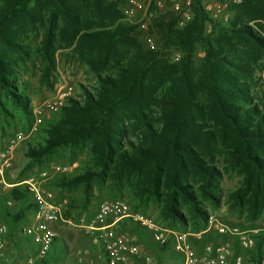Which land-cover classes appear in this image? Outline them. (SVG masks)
<instances>
[{"label": "trees", "instance_id": "obj_1", "mask_svg": "<svg viewBox=\"0 0 264 264\" xmlns=\"http://www.w3.org/2000/svg\"><path fill=\"white\" fill-rule=\"evenodd\" d=\"M121 1L123 6L125 0ZM118 8L119 3L106 0H0V103L5 93L28 110L13 75L14 68L30 58L25 40L40 26L43 78L49 80L56 68L57 41L75 46L83 63L99 77L96 94L86 92L83 103L70 99L61 118L49 124L44 143L29 149L30 165L57 149H87L88 169L57 183L63 188L84 186L85 207L91 204L95 182L109 180L116 187L127 183L138 204L159 205L158 215L168 226L186 224L187 210L197 230L208 217L203 201L219 200L224 177L219 159L224 156L225 172L243 176L229 203L246 213L252 229L260 228L264 107L251 85L257 84L256 69L264 60V0L232 4L228 24L211 19L204 0L194 1L193 20L182 29L176 28L173 15L155 24L163 49L175 47L183 52L177 63L163 60L161 51L142 52L130 37L135 27L108 29L123 16ZM197 44L205 53L198 78L192 71ZM109 67L116 68L115 74H99ZM27 193L20 191L17 213L9 212L7 196L0 194V217L9 233L27 224L28 211L36 210ZM68 213L64 212L67 220ZM133 229L142 232L139 240L150 239L144 229L135 225ZM208 236L203 235L197 252L208 244ZM55 243L52 248L56 249ZM172 245L160 247L166 251ZM255 246L262 264L264 234L256 237ZM64 250L55 255L50 250L37 264H54Z\"/></svg>", "mask_w": 264, "mask_h": 264}, {"label": "rangeland", "instance_id": "obj_2", "mask_svg": "<svg viewBox=\"0 0 264 264\" xmlns=\"http://www.w3.org/2000/svg\"><path fill=\"white\" fill-rule=\"evenodd\" d=\"M215 1L204 0V5ZM106 2H117L119 3L118 10H122L121 0H106ZM232 16L233 14L230 13L231 18ZM164 18L169 20L172 17L171 15L165 16L159 14L154 26ZM118 25H123L126 28L133 27L121 15L120 19L109 24L108 29H113ZM176 28L180 29L178 27ZM209 28L211 29V27ZM208 29L207 34L211 32H208ZM152 32L162 52L161 58L171 63L179 62L177 61V56L181 60L183 52L175 47L163 49V37L160 29L153 27ZM42 34L41 26L37 32L29 34L25 43L28 46L31 56L25 61L20 62L17 67H13L15 70L13 78L16 82L18 94L28 101V110H24L22 105L14 102L5 93L1 94L0 154L9 148L10 140L18 133L22 132L26 139L15 150L12 166L4 170L6 183L15 186L20 183L21 186H16V189H4V186L0 183V194L6 195L7 202L11 203V205H8L9 212L17 213L21 208L19 193L22 190H28L26 182H40L42 174H47L46 182H43L42 187L47 191L53 192L56 199L64 204V212L69 211L68 218L70 221V223H58L57 229H55L57 233L55 241L56 249L52 248L51 254H57L63 247L65 250L61 252V255L58 256L54 264H80L78 260L81 256H85L84 261L86 262L88 257L96 254V249L91 245L83 226H87L90 223L95 211L102 203L113 199H121L132 207L136 206L135 208L137 210L153 219L159 226L165 229L186 235L195 250L199 249L204 243L203 235L207 234L209 235L206 238L208 244L230 246L231 264H238L239 260L240 264H260V255L256 252V246L251 250H245L242 248L236 236H223L218 234L216 230L215 220L240 231L246 232L259 229H252L250 226L251 223L247 220L246 213H240L238 210L233 209L229 203V195L241 186L243 176L238 175L235 171L230 173L225 172V166L227 165L224 156H220L219 159V166L224 173L218 192L219 200L217 202L203 201V208L207 211L208 217L204 223L200 222L197 230L194 228L195 224L192 216L187 210H185L186 216L188 217L186 224L177 223L173 227L168 226L158 215L160 210L159 205L156 203L138 204L132 189L127 183L121 187H116L109 180L101 183L95 182L93 185L91 204L85 207L84 186H79L78 188H63L57 185V183L64 178L71 179L80 173H84L88 169L91 156L87 149H57L41 160L40 163L30 165V158L28 157L29 149L37 144L44 143L48 136L46 131L49 124L58 121L63 111L53 114L46 113L41 127L33 131L35 123L33 110L36 107H40L45 100L54 98L61 90L70 86L74 89V97L70 99L83 103L86 100V92L96 94V89L100 86L99 77L83 63L75 46L68 47L65 43L58 41L56 43V68L52 72L49 80L43 78V63L38 53V48L42 41ZM261 34L264 37V31ZM130 37L136 40L139 46L141 45L142 52L144 51L146 53L149 51L136 29L131 31ZM204 57L205 53L202 45L197 44L195 46L192 69L196 78L202 72ZM115 72L116 68L109 67L99 74L104 77L115 74ZM256 79L257 84L254 83L251 85V92L264 107V60L259 63L256 69ZM67 106H69V103ZM57 168H66L68 171H58ZM27 194V198L31 200V208H33L34 202L32 201V194ZM259 223L261 224L260 228L264 226V215L260 217ZM133 226L130 229H125L123 233L135 239L137 241L136 243L140 246L142 258L136 264H145V258H150V264H174V262L177 263L179 261V255L175 252L173 246L169 250L164 251L160 246L146 237L139 240V233L141 234L142 232L140 230L135 231ZM31 253L30 245H28V242L20 233V229H17L10 232L6 239L4 255H0V264H22L24 259ZM261 261L264 264V259Z\"/></svg>", "mask_w": 264, "mask_h": 264}, {"label": "built area", "instance_id": "obj_3", "mask_svg": "<svg viewBox=\"0 0 264 264\" xmlns=\"http://www.w3.org/2000/svg\"><path fill=\"white\" fill-rule=\"evenodd\" d=\"M195 0H125L122 6L124 19L141 35V38L151 52L160 51L153 27L159 14L173 15L177 20V27L184 28L193 20V8ZM241 0L215 1L204 5L205 11L210 18L228 24L230 22V6L239 4ZM211 29H208L210 32ZM177 61L180 57L177 56ZM74 97L72 86L61 90L54 98L45 100L40 107L33 110L34 128L36 131L41 127L46 113H58L62 111ZM26 137L18 133L10 140L9 148L0 154V183L4 189H12L15 185L6 183L4 170L12 166L13 154ZM58 171L66 172V168H57ZM41 181L26 182L28 190L32 194L36 204V210L32 221L21 226L20 233L31 248L22 264H37L45 259L53 243L57 238L54 225L58 223H70L64 217V204L56 199L53 192L42 187L46 182L47 174H42ZM8 205H11L8 202ZM214 221V220H213ZM216 221L218 234L236 236L245 250L255 247L256 237L264 234V226L251 231H240L236 228ZM128 224L144 229L152 242L159 246H165L172 242L175 252L181 261L174 264H231V249L229 245L208 244L202 252H197L184 234L165 229L159 226L153 219L142 213L132 211L130 205L121 199H113L102 203L94 213L87 226H83L91 245L96 249V254L88 257L81 256L80 264H136L142 258L140 246L137 241L125 233L122 226ZM9 235L7 224L0 217V255H4L6 239ZM87 253V252H85ZM87 255H89L87 253ZM145 264H150V258H145ZM240 264V260L238 262Z\"/></svg>", "mask_w": 264, "mask_h": 264}, {"label": "crops", "instance_id": "obj_4", "mask_svg": "<svg viewBox=\"0 0 264 264\" xmlns=\"http://www.w3.org/2000/svg\"><path fill=\"white\" fill-rule=\"evenodd\" d=\"M19 185V186H18ZM16 186L17 187H20L21 186V184L20 183H18V184H16ZM33 198V197H32ZM29 209H30V207H29ZM33 216H34V212H31V210H29L28 211V213H27V219H28V221H32V219H33ZM57 224H55L54 225V229H57ZM129 226L127 225V226H122V230H125V229H127ZM180 258V257H179ZM181 261V259H179V261L178 262H180ZM174 263H176V262H174Z\"/></svg>", "mask_w": 264, "mask_h": 264}]
</instances>
